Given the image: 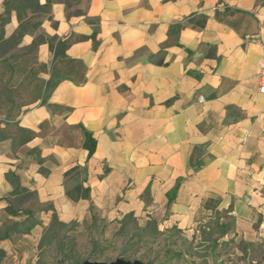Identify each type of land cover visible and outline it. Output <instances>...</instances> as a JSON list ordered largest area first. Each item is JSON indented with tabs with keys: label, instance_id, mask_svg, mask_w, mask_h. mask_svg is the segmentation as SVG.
Listing matches in <instances>:
<instances>
[{
	"label": "crops",
	"instance_id": "crops-1",
	"mask_svg": "<svg viewBox=\"0 0 264 264\" xmlns=\"http://www.w3.org/2000/svg\"><path fill=\"white\" fill-rule=\"evenodd\" d=\"M6 7L5 36L22 25L18 47L33 51L35 78L58 82L9 121L30 139H0V217H12L13 171L64 222L92 204L108 221L133 213L194 233L209 202L231 206L238 231L253 229L264 213V94L250 37L264 0H0V17ZM193 15L204 26L188 23ZM85 132L96 139L89 159ZM76 166L90 199L66 194ZM47 213L0 247L10 252L18 235L38 242Z\"/></svg>",
	"mask_w": 264,
	"mask_h": 264
},
{
	"label": "rangeland",
	"instance_id": "rangeland-1",
	"mask_svg": "<svg viewBox=\"0 0 264 264\" xmlns=\"http://www.w3.org/2000/svg\"><path fill=\"white\" fill-rule=\"evenodd\" d=\"M37 70L40 66L34 64L31 49L18 47L13 41L0 47V139L21 134L15 123L9 121L24 107L31 106L43 92L50 91L48 83L43 87L35 78ZM4 124L6 127L2 128ZM85 176L84 167L75 170L66 179V188ZM49 205L40 204L35 196H25L16 203L20 209L33 210L38 219L43 208ZM91 205L84 217L55 228L56 236L46 246L47 264H77L75 259H79V263L85 260L110 262L117 258L153 261V264H264V213L248 232L238 231L235 217L226 210H218L217 213L212 211L207 221L214 227L212 232L206 229L202 234L201 228L194 233H185L175 227L161 228L153 219L159 231L153 234L152 229L141 231L147 224L143 219L125 217V225L122 220L108 221L94 205L91 209ZM47 214L51 222L52 213ZM0 218L2 227L24 219L25 215L9 217L4 214ZM217 222L229 224L230 229L224 236H220ZM40 239L37 242V236L14 237L10 252L1 264H38Z\"/></svg>",
	"mask_w": 264,
	"mask_h": 264
},
{
	"label": "trees",
	"instance_id": "trees-1",
	"mask_svg": "<svg viewBox=\"0 0 264 264\" xmlns=\"http://www.w3.org/2000/svg\"><path fill=\"white\" fill-rule=\"evenodd\" d=\"M7 12H9V9L6 7L4 16L0 17V47L5 46V44L10 43L12 41L14 42V44H19L22 39V34H23L22 28H21L22 25H20V28H18L11 36H9L8 38H5V26L9 19V17L5 15L7 14ZM194 16L195 15L190 16L187 19V22L190 24L199 26V27L204 26L206 19L205 18L196 19ZM51 48L52 49L54 48L53 43L51 44ZM57 53H58V49L55 51L56 56H57ZM57 82H58V79L48 82V84L50 85V90L57 84ZM17 129L21 133L18 135L19 144H22V142L32 137V132L30 130L24 129V128H18V127ZM84 147L88 150L87 158L88 159L91 158L96 149V139L89 132H85ZM202 164L203 163H200L199 165H202ZM80 168H81L80 166H76L68 170L65 173L66 179L71 175L72 172H74L75 170H79ZM6 177L12 183L14 187L13 191L10 192L8 195L9 204L6 207V211L9 215L13 217H20V216L25 215V218L18 220V221L17 220L13 221L7 225L0 227V240L11 238L12 235L14 234H28L32 231V229L37 224L41 222L40 219H38L35 216V213L33 210L29 208L20 209L16 206V203L23 197L25 196H35L36 197V193L34 191H31L29 188L23 186L20 182L19 176L15 172L13 171L7 172ZM86 182H87V172H86V176L84 177V179H81L77 181V183H75L73 186L66 188L67 196L73 201H79L80 199H90L91 187L89 185H86L85 184ZM206 207L209 209H212L216 213L219 210L217 204H210L209 202L206 203ZM91 209H93V205H91ZM43 210H46V211L52 210L53 213H52L51 222L47 227H45L44 232L41 236L39 245H38V248H39L38 264L48 263L45 259L46 246L49 245L52 239L56 236L55 228L58 225H63L66 223L59 219L57 212L52 205L44 207ZM230 211H232L231 206L226 210V212L228 213ZM131 216L134 217L133 213H129L125 217H131ZM124 218L122 219L123 225H125ZM216 225L221 228L220 236H224L225 234H227L230 229L228 223H218L217 222ZM213 228L214 227L211 226L209 223H206L205 225L201 227V232L202 234H205L207 232L206 229L209 230L208 232H212V230H214ZM147 229H152L153 234L159 233L157 229V223H155V220L153 219L148 220L146 226L143 227L141 231L145 233ZM217 240L218 239H216L215 241ZM6 255H7L6 250L0 247V264L5 259ZM79 262H80L79 259L74 260V263L78 264ZM150 263L153 264V261H151Z\"/></svg>",
	"mask_w": 264,
	"mask_h": 264
},
{
	"label": "built area",
	"instance_id": "built-area-1",
	"mask_svg": "<svg viewBox=\"0 0 264 264\" xmlns=\"http://www.w3.org/2000/svg\"><path fill=\"white\" fill-rule=\"evenodd\" d=\"M250 40L259 44L262 50V57L258 64L257 80L259 82V90L264 94V19L262 21L261 32L250 37Z\"/></svg>",
	"mask_w": 264,
	"mask_h": 264
},
{
	"label": "water",
	"instance_id": "water-1",
	"mask_svg": "<svg viewBox=\"0 0 264 264\" xmlns=\"http://www.w3.org/2000/svg\"><path fill=\"white\" fill-rule=\"evenodd\" d=\"M78 264H152V263L143 262L139 259L126 260L124 258H117L110 262L85 260L84 262Z\"/></svg>",
	"mask_w": 264,
	"mask_h": 264
},
{
	"label": "clouds",
	"instance_id": "clouds-1",
	"mask_svg": "<svg viewBox=\"0 0 264 264\" xmlns=\"http://www.w3.org/2000/svg\"><path fill=\"white\" fill-rule=\"evenodd\" d=\"M13 24H16L18 26V22L15 19H13ZM8 35H10V33H6L5 38H8Z\"/></svg>",
	"mask_w": 264,
	"mask_h": 264
}]
</instances>
